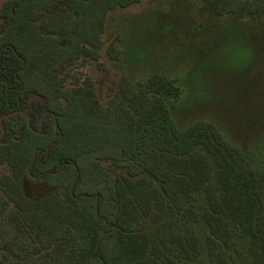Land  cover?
Masks as SVG:
<instances>
[{
	"label": "trees",
	"instance_id": "16d2710c",
	"mask_svg": "<svg viewBox=\"0 0 264 264\" xmlns=\"http://www.w3.org/2000/svg\"><path fill=\"white\" fill-rule=\"evenodd\" d=\"M141 1H3L0 264H264L260 153L207 121L178 129L173 78L121 75L102 100L83 71L104 69L108 15ZM198 1L264 26V0Z\"/></svg>",
	"mask_w": 264,
	"mask_h": 264
},
{
	"label": "rangeland",
	"instance_id": "374dc122",
	"mask_svg": "<svg viewBox=\"0 0 264 264\" xmlns=\"http://www.w3.org/2000/svg\"><path fill=\"white\" fill-rule=\"evenodd\" d=\"M198 4V0H143L112 11L102 37L99 60L104 69L93 64L83 71L95 79L102 100L121 75L132 82L151 74L173 78L180 94L177 98L164 94L163 99L176 127L213 123L230 144L260 153L264 169V26L247 18L207 17ZM115 35L120 55L111 60L104 48ZM235 35L243 37L252 51L243 70L225 75L210 69L211 83L201 89L202 95L186 92L192 72L207 61L204 46L224 49ZM43 192L41 187L30 190L34 196ZM238 248L243 252V246ZM234 257L240 259L238 264H248L243 254Z\"/></svg>",
	"mask_w": 264,
	"mask_h": 264
},
{
	"label": "clouds",
	"instance_id": "9594fccd",
	"mask_svg": "<svg viewBox=\"0 0 264 264\" xmlns=\"http://www.w3.org/2000/svg\"><path fill=\"white\" fill-rule=\"evenodd\" d=\"M204 47L208 52L207 61L192 72V84L186 90V92L194 90L197 95H202L201 89L210 85L212 75L210 69H215L225 75L241 72L252 55L251 48L239 35L233 36L231 45L224 49H213L211 44ZM184 74L182 73V75Z\"/></svg>",
	"mask_w": 264,
	"mask_h": 264
},
{
	"label": "water",
	"instance_id": "95a60500",
	"mask_svg": "<svg viewBox=\"0 0 264 264\" xmlns=\"http://www.w3.org/2000/svg\"><path fill=\"white\" fill-rule=\"evenodd\" d=\"M3 1H4V0H0V7H1V5H2Z\"/></svg>",
	"mask_w": 264,
	"mask_h": 264
}]
</instances>
